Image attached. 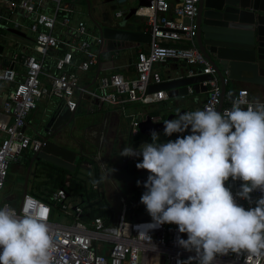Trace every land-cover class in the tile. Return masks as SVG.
<instances>
[{"label": "built area", "instance_id": "2783aa9c", "mask_svg": "<svg viewBox=\"0 0 264 264\" xmlns=\"http://www.w3.org/2000/svg\"><path fill=\"white\" fill-rule=\"evenodd\" d=\"M148 1L149 6L136 7L134 16L142 19V32L150 35V41L145 42L147 48L144 42L134 43V76L129 78L114 66L119 50L116 46L108 50L106 40L80 17L75 0H0V27L20 31L24 27L32 35L30 44L24 45L20 53L9 57L0 54V64L8 63L7 68L0 71V81L13 84L0 104V114L6 117L5 121L0 120V207L9 206L18 215H46L55 246L52 264H153L154 259L156 264H177V260L195 256L194 251H187L176 243L177 237L184 239L177 225L165 223L152 227V219L127 220L128 209L123 198L118 200L119 210L107 220L91 215L88 204L73 201L62 188L54 190L48 201L29 192L18 200L1 193L5 191L11 164L29 158L43 146L40 138L24 132L27 120L43 97L60 100L69 113L75 112L84 98L90 110H99L103 105L119 106L128 121L129 136L135 138L140 134L139 125L144 114L124 111V105L166 102L169 99L167 91H149L151 86L166 81L155 66L182 61L187 65L186 76L204 73L213 76L202 82L207 86L202 110L208 107L217 110L221 85L215 68L201 54L195 41L199 0H176L173 7L168 0ZM146 8L151 11L140 12ZM170 10L172 16L168 17L166 14ZM127 13L128 10L117 11L115 17L122 20ZM105 54L109 66L102 61ZM98 67L99 73L93 82L85 78L84 84L81 83V74ZM105 70L108 72L104 73ZM188 91L193 92L191 87ZM256 102L264 103V100H249L248 91L241 88L220 112L225 113L234 103L247 108ZM159 118L150 117L153 121ZM95 163L99 169H105L99 156ZM146 180L147 177L143 183ZM229 189L245 209L254 207V201L264 196V192L257 189L250 193L249 201L237 195L240 189ZM57 217L64 220L59 221ZM190 264H197V261L192 260ZM213 264H264V255L229 251L217 255Z\"/></svg>", "mask_w": 264, "mask_h": 264}, {"label": "clouds", "instance_id": "9594fccd", "mask_svg": "<svg viewBox=\"0 0 264 264\" xmlns=\"http://www.w3.org/2000/svg\"><path fill=\"white\" fill-rule=\"evenodd\" d=\"M163 123L166 136L189 128L190 134L160 143L152 131V143L124 148L121 156L142 155L136 167L149 174L140 203L150 225L175 224L187 234L176 243L195 256L177 264H213L229 251L264 255V196L245 209L225 186L229 178L243 181L237 195L249 201L252 191L264 192V103H234L223 114L213 107L177 111ZM46 219L0 207V264H52L55 246Z\"/></svg>", "mask_w": 264, "mask_h": 264}, {"label": "water", "instance_id": "95a60500", "mask_svg": "<svg viewBox=\"0 0 264 264\" xmlns=\"http://www.w3.org/2000/svg\"><path fill=\"white\" fill-rule=\"evenodd\" d=\"M90 14L89 0H85ZM148 0H138V6H149ZM135 8L128 13L116 26H104L94 21L98 34L112 50L116 41L145 43L150 41L149 34L129 29H123L129 18L134 16ZM195 41L201 54L215 68L216 76L221 85V100L217 111H221L223 101H229L237 93L236 85L230 90L227 83L246 82L253 85H264V0H199L195 17ZM6 31L17 36L26 35L14 28H5ZM3 46L0 44V54ZM97 68L95 78L98 76ZM211 74L186 76L181 70L176 71L174 77L161 84L151 86L150 92L164 89L171 98H185L190 95L191 87L195 93H204L207 86L203 81L212 79ZM183 113V111H181ZM176 118V114H169L165 120ZM74 112L69 113L65 107L53 112L51 118L38 134L43 142L41 149L34 153L29 161L24 177L23 194L27 192V183L31 168L36 160H44L59 167L73 171L78 163L79 155L76 151L62 145L57 138H64L68 127L73 128ZM164 121V120H163ZM153 122L150 118L141 122V134L150 136L152 131H164V123ZM52 137L54 138L52 139ZM243 181L229 178L225 181L228 188L240 189ZM256 201V200H255ZM254 201V207L256 206ZM219 255V254H217ZM163 259V257H161Z\"/></svg>", "mask_w": 264, "mask_h": 264}, {"label": "crops", "instance_id": "0c3cea01", "mask_svg": "<svg viewBox=\"0 0 264 264\" xmlns=\"http://www.w3.org/2000/svg\"><path fill=\"white\" fill-rule=\"evenodd\" d=\"M175 2H176V0H168L170 7H173ZM77 5L79 6V3ZM141 13H144V12H141ZM166 16H168V17L172 16V11L170 10L166 14ZM140 20L142 22V19H140ZM5 28H12V27H5V26L0 27V44L3 46L2 53L5 56L9 57L13 53H20L22 51V47H24V45L30 44V40H28L27 42H24V41L21 42L20 40L14 39V38L7 39L5 36V33L8 31H6ZM92 30L97 33V29L95 26L93 27ZM129 30H133V27L130 28ZM18 31H20V30H18ZM142 31H143V28L141 31H138V32L143 33ZM20 32L24 33L26 36L22 37V36H17L15 34H13V35L16 36L17 38H23V39L27 38V34L24 31H20ZM8 33H10V32H8ZM143 34H145V33H143ZM6 41H8V42H6ZM6 45L9 48L7 55L4 53ZM134 45H135L134 42H126V44L124 43L119 47H117L115 44L117 50H120V47H122L123 49H127V51H123L122 55L119 53L117 58H115L114 66L120 73L124 74L126 77H129V78H132L134 76L133 66H134V62L136 60V54H135L136 53V47ZM144 47L147 48V43L144 44ZM102 61L104 63L106 62L107 66L110 65V62L108 61V57L106 54L103 56ZM7 66H8L7 61L4 63H1L0 64V71L6 69ZM186 68H187V65L182 61H170L167 64H158L155 66V69L161 73L164 80H167L168 77H171V78L174 77L175 72L179 71V70H181L183 72V74H185ZM96 71H97L96 68H92L90 70V72H88L86 74H81V83H83L82 80H84L85 78L92 79V82H93L94 78H95ZM103 72L107 73L108 70H105ZM2 82L7 83V85H5L3 87L1 85ZM233 85H236L237 89L245 88L248 91V99L249 100H254V101H263L264 100V85H253V84H249V83L241 82V81H239V82H230L229 81L227 83V89L230 90ZM12 88H13V84H11L10 82L4 81V80L0 81V104H1L2 100L4 99V97L11 91ZM167 93H168V91H167ZM190 95L193 96V99L197 100L196 110H198V109L202 110V106H203V103L206 99L207 92L197 94L193 91L192 93H190ZM45 98L46 97H43L41 100H39V102H41ZM174 98H180V97H174ZM185 98H183V99H185ZM180 99H182V98H180ZM180 99H173V98L169 97V99L166 102L159 103V104H150V105L126 103L124 105V111L130 112V113H142V114H144V118L142 119L141 122L145 121L147 118H150L151 116L160 117L159 120H157V121H156V119L154 121L152 120L153 122H161V121L165 120L166 117L171 113L176 114L177 111H183V112L188 111V110H186V108H185V110H179V109L183 108L182 104L179 101ZM229 102L230 101L226 97L225 100L223 101V104L226 105ZM152 105H157L158 108H151L150 106H152ZM61 107L63 108V105H62L61 101L59 100L58 103H56V107L54 108V112L57 111L58 109H62ZM79 109H82L83 111L90 113L89 116L88 117L76 116ZM164 109L166 111H169V113L168 114H162L161 111L162 110L164 111ZM38 113H39V104L37 105V109L31 114V116L27 120V124H26L25 129H24V132L26 134H28L26 132L27 129L29 127H31L30 122H29V120H31L30 118L36 117L38 115ZM45 113H46V111L44 109L41 116L43 117L45 115ZM0 120L5 121L6 117L0 114ZM46 123H47V121H46ZM46 123L42 126L44 127L46 125ZM39 126H40V124L37 126V128H39ZM35 130L33 129L32 132L30 130L31 133L28 135L38 138L39 133L35 132ZM33 131H34V134H33ZM188 134H190V128H189V130H186L183 133H173L171 136H166L164 134V131H162L160 136H159V142L160 143H166L169 140L175 141V139L178 136L182 137V136L188 135ZM125 135H127L128 139H131V140L139 137L140 135H143L146 138L144 143L145 142L146 143H152L151 135L146 136V135L140 133L135 138H131L129 136L128 121L125 118V116L123 114V110L121 107L103 105L102 108H100L99 110H90L87 106V99L84 98L80 102V104L78 105L76 111L74 112L73 128H70V127L67 128L66 134H65L64 140H63L64 144H62V145L67 147L65 145V142L68 140L71 147H67V148L76 151V153H77V150H75V147L79 146L81 149L82 143H87V144L89 143L90 145L97 146V152H98L97 156L100 157L101 153L104 155V157L102 159L101 158L100 159L102 160V164L104 165L105 169L104 170L99 169V172L101 174L100 176L103 177V179H101V185L102 186L99 185L98 183H95L92 187V190H94V191L98 190V191L103 192V195H104L106 200H107L106 196L110 192H112L111 195L115 196L117 198V200L115 201V204L117 205V209L116 210L114 209L115 210L114 212H117L119 210V207H120V203L118 201L119 198H123V200L126 203L127 209H128L126 212V219L127 220L133 221L136 219H152L146 210L141 211V212H134L133 206L131 203L128 202L126 196L119 193L120 188L124 189L125 192L129 196L130 202L135 201L136 203H140V197L145 191V188L143 186L144 185L143 181H144V178L147 177L149 174L147 172V170L138 169L136 167V164L142 160V155L135 154V155H129V156H123V157L121 156L122 149L132 148V149L138 150V148L140 146V143L131 142V140H128L127 145H125L124 144V142H125L124 136ZM103 144H105V145L103 146ZM103 149L105 150V152ZM78 155L80 156L79 153H78ZM128 160H135L136 161L135 166L132 167L131 169H127V170L122 171L121 170V164H124L126 166ZM94 164L97 165L95 163V161H94ZM114 164H117V170H118L114 176L116 182H114L112 179H109V176L106 174V168L110 165L113 166ZM107 179L111 180V181H108ZM138 180L141 182L139 186L137 185ZM94 186H97L98 189H95ZM70 198L73 201L80 202V198H74V197H70ZM166 225L172 226L175 224L166 223ZM184 239H187L186 233H184Z\"/></svg>", "mask_w": 264, "mask_h": 264}, {"label": "rangeland", "instance_id": "374dc122", "mask_svg": "<svg viewBox=\"0 0 264 264\" xmlns=\"http://www.w3.org/2000/svg\"><path fill=\"white\" fill-rule=\"evenodd\" d=\"M76 3H79V12L81 17L87 22L88 26L93 29V26H95L94 21H96L99 24H102L104 26H116L119 24L120 22V18L115 17V13L117 11H127L130 8H135L138 6V1L137 0H89L90 3V14H91V18L88 15V8L86 5V1L85 0H75ZM141 12L147 13L150 12L151 10L149 8L146 9H142L140 10ZM141 18L137 17V16H132L131 18H129L128 22L126 24L131 25L133 27V30L136 31H141L143 28V22H141L140 20ZM21 23L23 25H26V23L24 21H21ZM22 30L27 34V38L23 39V38H17L16 36H14L11 33L6 32L5 36L7 39H18L21 42H27L29 39L32 38L31 33L28 31L27 28H22ZM8 42V41H6ZM126 44V42H122V41H116L115 44L117 47L121 46L122 44ZM9 48L7 47V45L5 46V51L4 53L7 55V52ZM123 51H127V49H123L122 47H120L119 53L122 55ZM3 87L5 85H7V83L2 82L1 84ZM173 99H180V98H173ZM58 99L56 98H51V99H43L41 102H38L39 104V113L36 117H32L30 118L31 120H29L31 127H29L27 129V133L30 134L32 132V130L36 129L35 132L37 133H42L43 132V126L46 121H48L51 118V115H53L54 112V108L56 107V103H58ZM180 103L182 104L183 108L179 109V110H188V111H195L196 110V106H197V100L193 99V96L188 95L186 96L185 99H180L179 100ZM151 108H158L157 105H152L150 106ZM62 108V107H61ZM82 108V107H81ZM45 109L46 113L45 115L42 117L41 114L43 113V110ZM162 114H168L169 111H166L164 109V111H161ZM90 113L83 111L82 109H79L77 112L76 116H83V117H88ZM40 124L39 128H37V126ZM33 128V129H32ZM31 130V132H30ZM34 134V131H33ZM161 132H158V136H160ZM54 137H52L53 139ZM145 136L140 135L139 137L131 140L128 139V136L125 135L124 136V144L127 145L128 140H131V142H137L143 144L145 141ZM55 140V138H54ZM57 141H59L61 144L63 143L64 138H57ZM55 140V141H56ZM146 143V142H145ZM65 145L67 147H71V145L69 144L68 140L65 142ZM105 144H103L104 146ZM104 148V147H103ZM75 150H77V154H82L83 158H89L91 160L97 159V146L95 145H90L89 143H82L81 145V149L79 146L75 147ZM104 150V149H103ZM105 152V150H104ZM104 157V155L101 153L100 158L102 159ZM123 157V156H122ZM79 162V159L77 160ZM23 160L20 159L18 160V164L13 165V169L11 170L9 176H8V181L6 184V188L5 191L1 192L3 193V196L5 197H13L14 199L18 200L22 197L23 195V188H24V178H23V174H24V166L22 165ZM136 161L135 160H128L127 165L125 166L124 164H121V170H127V169H131L132 167L135 166ZM99 164V163H98ZM95 167L96 165L87 163L85 161H82L78 164L76 171H75V176L76 178H78L81 183L84 185V187L87 190H92V187L94 185V171H95ZM113 169V171H112ZM117 164H114L113 166L110 165L106 168V174L109 176V179H112L114 182L115 181V173L117 172ZM33 172L31 170V173L29 175V181L27 183V191L31 193L32 188L34 187V185L36 184L37 181L36 179H33ZM108 180V179H107ZM111 181V180H108ZM112 192H110L106 197L107 200L109 202V204L116 210L117 209V205L115 204V201L117 200V198L115 196L111 195ZM120 194L125 195L128 202L132 204L133 206V211L134 212H141L146 210L145 206L142 203H136L135 201H131L129 200V196L128 194L125 192L124 189L120 188ZM57 220L61 221L64 220L63 217H57Z\"/></svg>", "mask_w": 264, "mask_h": 264}, {"label": "trees", "instance_id": "16d2710c", "mask_svg": "<svg viewBox=\"0 0 264 264\" xmlns=\"http://www.w3.org/2000/svg\"><path fill=\"white\" fill-rule=\"evenodd\" d=\"M30 158L31 156L27 159H22V165L24 166L23 178L25 177L26 169L29 164ZM82 161H85L90 164L94 163V160H91L86 157L84 159L83 155L80 154L79 162L75 166L74 170L69 171L44 160L34 161L31 168L34 177L33 179L39 181H37L34 187L32 188L31 194L39 199L48 201L49 195L54 190L62 188L69 197L80 198V203L88 204L91 208V215L102 216L109 220L113 216L115 210L105 199L103 192L98 190H87L81 183V181L75 176L76 168L78 164ZM15 164H18V161L11 164L9 168V174L13 169V165ZM100 175L101 174L99 172V167L96 165L94 171V179L95 181H98L99 185H101Z\"/></svg>", "mask_w": 264, "mask_h": 264}, {"label": "flooded vegetation", "instance_id": "af4514ba", "mask_svg": "<svg viewBox=\"0 0 264 264\" xmlns=\"http://www.w3.org/2000/svg\"><path fill=\"white\" fill-rule=\"evenodd\" d=\"M127 22H128V21H127ZM130 28H132V26L127 24V25L124 26L123 29H130Z\"/></svg>", "mask_w": 264, "mask_h": 264}, {"label": "bare ground", "instance_id": "6f19581e", "mask_svg": "<svg viewBox=\"0 0 264 264\" xmlns=\"http://www.w3.org/2000/svg\"><path fill=\"white\" fill-rule=\"evenodd\" d=\"M153 264H156V259H154V262H153Z\"/></svg>", "mask_w": 264, "mask_h": 264}]
</instances>
